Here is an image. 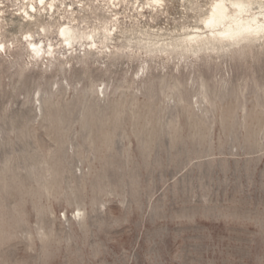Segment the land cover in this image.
I'll use <instances>...</instances> for the list:
<instances>
[{"label": "rangeland", "instance_id": "374dc122", "mask_svg": "<svg viewBox=\"0 0 264 264\" xmlns=\"http://www.w3.org/2000/svg\"><path fill=\"white\" fill-rule=\"evenodd\" d=\"M59 1L83 28L118 20L119 50L36 62L23 33L59 47L70 13L39 36L28 0H0V264H264V46L125 48L200 26L211 0Z\"/></svg>", "mask_w": 264, "mask_h": 264}, {"label": "bare ground", "instance_id": "6f19581e", "mask_svg": "<svg viewBox=\"0 0 264 264\" xmlns=\"http://www.w3.org/2000/svg\"><path fill=\"white\" fill-rule=\"evenodd\" d=\"M101 1L105 2V0ZM166 1L148 0V8L151 10L162 9L166 5ZM211 2L210 7L205 11L198 8V12L202 13L200 26L190 30L186 29L183 34L176 36H166L143 30L139 32L140 36L136 37V46L132 45L130 38H126L124 41L129 46L125 48L139 47L150 53L176 52L181 56H186L187 54L242 52L253 46H264V0H211ZM58 3L61 7H65V12L70 13L71 16L70 21L67 20V22L62 18L64 23L56 28L60 41L59 47L53 43L52 39L45 36L37 41L38 37L29 29L22 35V43L26 46L27 51L33 55L36 62L40 59H56L58 53L63 51L65 53L70 52V56L73 57L77 55V48L93 55L101 52V46L109 50H111L110 46H114L115 49L119 50L118 46L115 45L120 40L119 33L122 34L119 21L115 19L112 27L105 23L99 29L83 28L78 19L74 18L78 9H82L83 12L82 4L76 8L71 4L65 6L59 0H28L19 10L18 19L27 25L38 24L39 36L48 35L51 27L40 20L49 19L53 21L55 13L60 11ZM111 5L115 6L114 2ZM4 19L2 18L0 22L7 21ZM10 22L15 24L14 20ZM2 32L3 27L0 24V50L6 53L8 45L3 39Z\"/></svg>", "mask_w": 264, "mask_h": 264}]
</instances>
